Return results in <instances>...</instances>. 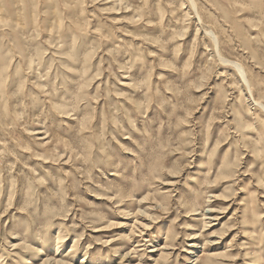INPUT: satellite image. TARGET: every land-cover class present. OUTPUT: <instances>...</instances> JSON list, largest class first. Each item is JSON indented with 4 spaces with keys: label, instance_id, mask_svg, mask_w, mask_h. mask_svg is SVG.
Listing matches in <instances>:
<instances>
[{
    "label": "rangeland",
    "instance_id": "1",
    "mask_svg": "<svg viewBox=\"0 0 264 264\" xmlns=\"http://www.w3.org/2000/svg\"><path fill=\"white\" fill-rule=\"evenodd\" d=\"M192 1H0V264H264V0Z\"/></svg>",
    "mask_w": 264,
    "mask_h": 264
},
{
    "label": "bare ground",
    "instance_id": "2",
    "mask_svg": "<svg viewBox=\"0 0 264 264\" xmlns=\"http://www.w3.org/2000/svg\"><path fill=\"white\" fill-rule=\"evenodd\" d=\"M0 1H3L4 3H5V1L6 0H0ZM14 1H19V0H14ZM27 1V0H26ZM31 2V1H30ZM191 2L193 3V1L191 0ZM195 2V1H194ZM196 3V2H195ZM195 3H193V5H192V7H193V9L195 10V11H197V8H196V5H195ZM36 4H37V2H36ZM197 4V3H196ZM14 5V4H13ZM18 5V4H17ZM30 5H32V4H30ZM39 5V4H38ZM71 6V5H70ZM22 7V6H21ZM3 8V7H2ZM5 9V8H4ZM22 9V8H21ZM234 9V8H233ZM20 11V10H19ZM23 11V10H22ZM33 11V10H32ZM1 12V11H0ZM17 12V11H16ZM18 13V12H17ZM20 13H22V12H20ZM16 14V13H15ZM22 14H24V13H22ZM36 14V13H35ZM34 14V15H35ZM17 15V14H16ZM195 15H198L196 12H195ZM18 16H20V15H18ZM25 16V15H24ZM196 17V16H195ZM25 18V17H24ZM34 18V17H33ZM1 19H2V17L0 18V21H1ZM3 20V19H2ZM5 20V19H4ZM10 20V19H9ZM8 20V22H10ZM26 21V20H25ZM2 22H4V21H2ZM6 22H7V20H6ZM20 22V21H19ZM35 22V21H34ZM17 24V23H16ZM27 24V23H26ZM25 24V25H26ZM33 24V23H32ZM18 25V24H17ZM34 25V24H33ZM35 25H37V23L35 24ZM28 26V25H27ZM33 27V26H32ZM231 27V26H230ZM25 31V30H24ZM207 32V31H206ZM213 32V31H212ZM23 33V32H22ZM25 33V32H24ZM215 34V33H214ZM207 35H209L208 33H207ZM206 35V36H207ZM211 37V36H210ZM212 39V38H211ZM218 40V39H217ZM217 40H215V41H217ZM218 42V41H217ZM213 44V43H212ZM217 48V47H216ZM216 55V54H215ZM218 55H220L219 53H218ZM225 61H226V59H225ZM238 63V62H237ZM242 65V64H241ZM241 65H238V64H235V66L238 68V70H239V72H240V75H241V77L245 80V81H247V85H249V82H248V79L246 78V75H245V73H244V70H243V67L241 66ZM210 68V67H209ZM245 68V67H244ZM208 70V69H207ZM206 76V75H205ZM204 81V80H203ZM250 88V87H249ZM197 89V88H196ZM251 89V88H250ZM256 105V104H255ZM261 105V104H260ZM263 108V107H262ZM250 110V109H249ZM260 145V144H259ZM173 185V184H172ZM213 212H214V210L212 211V210H208L207 212H206V214H205V216L207 217V215H211V214H213ZM196 214V213H195ZM205 217V218H206ZM212 217V216H211ZM218 219V218H217ZM210 221H209V223H211L213 220H214V218L212 219V218H210L209 219ZM208 223V224H209ZM141 225H144L145 226V224H141ZM204 225H207L206 224V222L204 223ZM146 227H147V225H146ZM144 229H147V228H144ZM144 234V233H143ZM173 234H174V231L171 229V228H169L168 230H167V233H166V238H165V240H164V245H162V246H160V247H158L157 249H155L156 247L155 246H153V243L151 242V240L150 241H147V240H145L146 238H144V236H141L142 237V241L143 242H141L142 243V245L141 246H148V247H154L153 248V250H151L150 251V253L151 252H160V257H163L164 255H165V251L166 250H169L170 248H172V247H174L175 245H176V243L172 240V237H173ZM141 235V234H140ZM219 237H217V238H215L214 240H212V242H210V243H208L209 244V246L210 247H214V246H216V245H218L220 242H218V241H216V240H219L218 239ZM140 242V241H139ZM145 242H146V244H145ZM150 242V243H149ZM147 244H149V245H147ZM147 251V250H146ZM57 252V251H56ZM131 253V252H130ZM189 254H192L191 252H189ZM224 256V255H223ZM124 257H127V255H125ZM159 257V258H160ZM217 258V257H216ZM215 259V258H214ZM201 261V260H200ZM199 261V262H200ZM44 263L43 264H67V263H65V262H59V261H57V260H55V261H51V260H47V261H43ZM198 262V259L196 260V264H198L199 263ZM86 263V261L85 260H83V264H85ZM208 264H215L214 263V261H212V262H210V263H208Z\"/></svg>",
    "mask_w": 264,
    "mask_h": 264
}]
</instances>
